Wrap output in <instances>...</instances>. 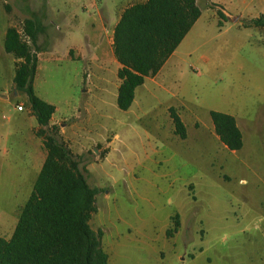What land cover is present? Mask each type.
<instances>
[{
  "label": "rangeland",
  "instance_id": "obj_1",
  "mask_svg": "<svg viewBox=\"0 0 264 264\" xmlns=\"http://www.w3.org/2000/svg\"><path fill=\"white\" fill-rule=\"evenodd\" d=\"M2 1L18 28L25 17L44 20L46 2L51 36L64 31L63 16L78 3ZM206 1H197L205 28L184 40L177 70L163 77L161 87L150 85L140 109L139 100L129 110L117 107L116 89L115 95L110 91L116 74L111 72L108 92L100 99L105 106L97 115V95L102 93L90 83L89 94L83 91L84 62L63 58L59 49L61 57L54 60L45 48L51 37L42 31L36 38L40 54L33 88L57 106L55 115L69 117L67 124L74 125V142L66 144L89 186L98 189L90 225L104 234L101 244L109 264H264V31L219 17ZM227 1L234 6L241 0ZM244 10L264 17V4L259 8L255 0ZM22 38L35 48L23 33ZM0 97L1 215L20 209L32 180L23 171L13 135L26 111L9 102L12 92L0 88ZM18 99L25 109V95L18 93ZM83 104L93 116L82 110V118H74ZM167 106L181 112L185 139L173 133ZM210 110L246 119L251 130L244 133L242 149L231 151L214 137L208 127ZM256 119L260 135L254 133ZM78 133L89 140H76ZM176 213L180 225L167 234ZM13 224L11 218L0 220V236L7 238Z\"/></svg>",
  "mask_w": 264,
  "mask_h": 264
},
{
  "label": "trees",
  "instance_id": "obj_2",
  "mask_svg": "<svg viewBox=\"0 0 264 264\" xmlns=\"http://www.w3.org/2000/svg\"><path fill=\"white\" fill-rule=\"evenodd\" d=\"M199 14L196 0H144L123 9L112 36L114 55L121 65L117 70L119 109L130 107L135 88L146 76L157 73ZM217 14L224 17L221 10ZM251 23L264 27V17L260 15ZM22 29L34 49L15 27L6 30L3 47L20 60L14 69L13 88L26 97V105L39 125L35 134L41 138L46 156L10 237H0V264H109L101 244L102 232L90 225L97 210L98 189L89 186L77 157L60 138L58 126L49 124L54 105L40 98L33 88L38 63L36 38L44 26L30 16L23 19ZM168 113L173 133L186 138V127L176 109L170 106ZM209 115L219 141L231 151L239 150L242 136L235 118L218 110H210ZM171 223L167 234L178 229V213Z\"/></svg>",
  "mask_w": 264,
  "mask_h": 264
},
{
  "label": "crops",
  "instance_id": "obj_3",
  "mask_svg": "<svg viewBox=\"0 0 264 264\" xmlns=\"http://www.w3.org/2000/svg\"><path fill=\"white\" fill-rule=\"evenodd\" d=\"M130 1L131 0H78V3H76V8L73 11H71L69 14H65L63 16L65 22L64 31L62 33H59V35H54V36H51L49 34L46 25L47 16L49 15V13L47 12L48 7L46 2H44L43 5L45 10L44 20L36 16L44 26L43 33L51 37L49 42L46 43L45 48L48 49V51L50 52L51 55L50 57L52 59L56 60L59 57H61L57 54V50L59 49L62 52L63 58H69L70 60L77 59L84 62V67L81 72V81L84 83L83 91L86 94H89L90 89L88 87V83H90L91 85H93L94 87H96L98 90L101 91L99 94L102 93V95L100 96L97 95V103L95 106V111L97 115L100 114L101 109L105 106L100 99H103L104 98L103 94H106L108 92L109 88L106 83V76L111 72L116 74L114 87H112L110 90L111 95H115V89L117 94V88L120 83V79L117 77V70L120 68L121 65L117 61L114 55L112 36H113L114 26L116 25L123 9L128 5L134 3ZM139 1H144V0H139ZM197 1L199 0H196V4ZM249 1L253 2V0H241L240 4H236L233 6L232 3L228 2L227 0H207L205 2V5H207L208 10L215 11L216 14H217V10H221L224 16L230 18L234 23L240 24L245 27H254L256 29L264 31L263 26H256L251 23V21L257 17L251 16L250 14H248L247 11L244 10L246 4L249 3ZM2 3L3 1L0 0V88H2L4 92H9V91L12 92V97L17 99L18 102H21L18 99V93L14 92V88L12 85L14 69L16 64L20 60L18 58H15L11 53H8L4 50L3 40H4L5 32L9 27H15L21 36L23 33V29H22V24L20 25V28L16 27L13 24L14 15L11 12H6ZM255 4L257 7L262 8L264 4V0H255ZM202 14L203 13L200 9V14L198 18L192 24V26L185 34V36L178 44V46L175 48V50H173V52L167 57V59L162 64V66L157 71V73L151 76H146L144 78L143 83L135 88L133 102L127 110H129L133 106H136L137 100L140 101L139 106H137L138 107L137 109L142 108L143 105L142 96L151 93L150 85L155 87H161V81L163 77L167 73L174 72L175 70H177L180 61L182 60V54L178 51V48L183 44L186 38H190V37L193 38L195 35H199L202 32V30L205 28V22L202 19ZM39 51L37 52V58L39 57L40 54ZM7 58H8V63L7 66H5L4 63H5V59ZM138 91L141 96L137 98L136 94ZM12 97H8L7 99L14 106ZM0 99L3 100L1 97ZM84 105L86 104H83L82 108L81 106L77 108V115L74 118L76 119L82 118L81 115L82 110H85V113L90 114L91 117L93 116L91 114V109H89ZM54 107L55 110L50 118L49 124L56 125L59 127V136L65 143L67 141L71 143L74 142V138L72 137V135L75 134L72 131L74 125L67 124V121H69L70 118L55 115V112L58 110V108L56 105H54ZM168 107L170 106H167L166 110H168ZM175 109L181 118L182 117L181 112L177 110V108ZM24 110L26 111V114L21 118L20 120L21 122L17 123L16 131L13 135L16 145L15 148L16 152L19 154L18 156H20L21 162L23 164L22 166L23 171L27 174V177L31 178L33 184V181L38 171L40 170L41 165L46 156V151L43 147L41 138L35 134V131L39 128L35 116L32 114L31 110L26 104H25V109L18 111H24ZM228 114H231L235 118L236 125L238 126L241 132L242 146L240 149H242L245 143L244 133L249 134V131L251 130L249 128L250 124L247 123L246 119L241 116L238 117L232 113H228ZM26 122H27V127L23 126V124ZM252 123L255 124L254 133L260 135L262 132L261 124H259L260 121L256 119L252 121ZM208 127L211 133L214 134V137L218 139V136L214 131L213 124ZM83 129L81 128V130ZM6 134H10V133L6 132ZM77 135L79 138H77L76 140L80 139V141H82V138L89 140L88 138L89 135L87 134L83 136L84 134L78 133ZM186 137H187V131H186ZM258 140L260 141V139ZM67 146L69 147V145ZM11 210L12 211L9 214H1L0 220L11 218L14 220V223L16 224L20 209L13 208ZM15 213H17V215ZM14 226L15 225L13 224V228ZM12 231L13 229L11 230V233ZM10 235L7 238H9ZM103 236L104 234L101 236V238H103ZM198 251H202V248L199 247ZM190 257L192 259L196 258V253L193 252ZM108 263H109V256H108Z\"/></svg>",
  "mask_w": 264,
  "mask_h": 264
},
{
  "label": "built area",
  "instance_id": "obj_4",
  "mask_svg": "<svg viewBox=\"0 0 264 264\" xmlns=\"http://www.w3.org/2000/svg\"><path fill=\"white\" fill-rule=\"evenodd\" d=\"M86 74H88V73H86ZM12 101H13L14 106H15V108L17 110H22L23 109V103L18 102L17 99H15L13 97H12Z\"/></svg>",
  "mask_w": 264,
  "mask_h": 264
},
{
  "label": "water",
  "instance_id": "obj_5",
  "mask_svg": "<svg viewBox=\"0 0 264 264\" xmlns=\"http://www.w3.org/2000/svg\"><path fill=\"white\" fill-rule=\"evenodd\" d=\"M14 92H16L15 89H14Z\"/></svg>",
  "mask_w": 264,
  "mask_h": 264
}]
</instances>
